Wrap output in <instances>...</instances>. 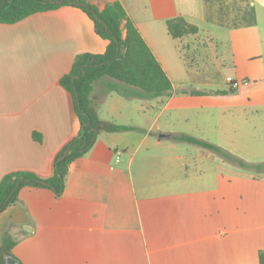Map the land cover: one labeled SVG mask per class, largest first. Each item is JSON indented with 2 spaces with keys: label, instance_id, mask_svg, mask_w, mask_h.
<instances>
[{
  "label": "crops",
  "instance_id": "crops-1",
  "mask_svg": "<svg viewBox=\"0 0 264 264\" xmlns=\"http://www.w3.org/2000/svg\"><path fill=\"white\" fill-rule=\"evenodd\" d=\"M87 1L100 11L111 2L123 4L174 94L136 100L138 123H120L101 115L106 97L116 94H108L114 81L96 82L93 101L100 119L137 130L99 132L91 150L70 165L62 196L23 188L18 202L0 214V248L6 231L17 242L12 256L0 250V264H8L9 257L15 264H261L264 177L229 168L191 177L186 155L169 150L178 148L182 141L174 137L181 135L212 143L204 135L213 132L212 109L220 110L223 121L214 125L221 143L212 144L224 151L233 136L248 130L255 114L264 113V0ZM178 17L199 33L174 39L167 22ZM202 44L206 58L222 66L231 56L235 74L228 77L252 84L239 86L235 95L181 93L189 88L184 79ZM107 46L77 7L0 24V182L20 171L53 175L58 154L81 127L60 80L77 57L104 54ZM148 108L157 111L151 122ZM195 110L209 118L193 121ZM113 111L118 114V104ZM161 134L171 138L160 139ZM199 148L201 159L210 156Z\"/></svg>",
  "mask_w": 264,
  "mask_h": 264
},
{
  "label": "trees",
  "instance_id": "trees-1",
  "mask_svg": "<svg viewBox=\"0 0 264 264\" xmlns=\"http://www.w3.org/2000/svg\"><path fill=\"white\" fill-rule=\"evenodd\" d=\"M0 0V24L12 25L26 18L44 12L55 11L66 6L81 9L94 22L98 35L108 42L104 54H82L77 57L72 71L60 80L61 86L73 99L74 110L80 121L78 134L58 154L54 163V173L43 178L36 173L20 171L6 175L0 182V214L18 202L19 193L25 187L47 188L57 196L65 190V180L71 164L84 157L94 146L101 131H134L135 127L103 122L94 108L93 93L95 83L110 78L111 91L118 92L128 99L153 100L170 98L174 94L172 81L161 63L157 60L133 20L128 16L120 1L108 3L100 11L87 0ZM167 27L174 39L197 35L199 28L182 17L168 20ZM183 94L195 96L234 95L238 88L231 85L224 91H206L196 88L183 89ZM38 141L42 137L34 133ZM178 141L187 142L206 150H212L232 163L249 168L245 162L220 147L207 141L187 135L175 136ZM66 158H63L66 153ZM17 242L6 232L2 238V250L12 256ZM264 264V253L260 254Z\"/></svg>",
  "mask_w": 264,
  "mask_h": 264
},
{
  "label": "rangeland",
  "instance_id": "rangeland-1",
  "mask_svg": "<svg viewBox=\"0 0 264 264\" xmlns=\"http://www.w3.org/2000/svg\"><path fill=\"white\" fill-rule=\"evenodd\" d=\"M263 24H264V18ZM188 42V41H187ZM186 42V43H187ZM199 46V45H198ZM197 46V47H198ZM205 44H202V49L196 50L195 48L193 53L194 57H196V65L192 66L193 68H190L191 70V76L185 77L184 82L187 86L193 87V88H200L208 89V90H226L229 88V83L227 81L228 76H234V66L231 56L228 59L227 63L225 65H221L219 62H214L210 57L206 58V53L204 49ZM212 52V51H211ZM210 52V53H211ZM223 50L219 49V53L222 54ZM235 81L239 83V86H250L252 83L245 79H242L241 77H231ZM106 80H103L102 83V91L106 92L108 91V87ZM115 92V91H109ZM115 95H108L106 97L105 102L102 107L101 115L102 117L106 118L112 117V120L117 119L120 123H128L132 124V122L138 123V116L137 114H134V112H138L139 102L136 101L138 99H128L118 92H115ZM235 95V94H234ZM154 100V99H153ZM119 102V103H118ZM117 104L120 107V111L118 114H115L113 111V107L117 106ZM111 108H112V116H111ZM149 115H152L150 118V122L154 120L156 117V110H152L151 108H148ZM156 111V112H155ZM236 111V110H235ZM113 112L115 115H113ZM204 110H195L193 111V121L197 120L200 117L203 118H209L207 113ZM211 117H213V132L212 133H205V136H208L214 144L216 142L221 143L220 137L217 135V129L215 128L219 122H223L222 115L219 109H212L210 113ZM255 120L251 121L247 127L248 130L246 131H240L238 138L236 136H233V145H228L229 149L227 152L232 154L233 156L237 157L241 161L245 162L247 165H249V168H243L239 166L238 164L232 163L229 161L226 157L213 152V154L210 151L206 152L210 155L209 157H206L204 159H201L199 156V153H196L198 151L197 149H200L197 146H191L189 144H186L184 142H181L178 144L177 149H170L169 151L173 154H184L186 155V166L188 167L187 173L191 177L198 176V178L201 175L204 174H211V176H215L216 172L219 170H222L224 168H229L231 170L237 169L239 172L242 171L246 175H254V176H261L264 177V113L262 114H255ZM114 118V119H113ZM230 123L234 122L232 118L229 119ZM236 122L232 123L235 124ZM148 124L146 125L147 128ZM257 128L256 129L253 127ZM205 131V130H204ZM216 131V132H215ZM249 132V133H247ZM158 131L154 129V134L156 135ZM203 133H200V136ZM98 138V137H97ZM248 142V143H247ZM166 144L168 142H165ZM115 154V153H114ZM116 156V154H115ZM243 156V157H242ZM194 157V158H192ZM216 157V158H215ZM246 158V159H244ZM241 173V172H240ZM200 184L198 183V186ZM9 232V231H6ZM5 232V233H6ZM4 233V234H5Z\"/></svg>",
  "mask_w": 264,
  "mask_h": 264
},
{
  "label": "water",
  "instance_id": "water-1",
  "mask_svg": "<svg viewBox=\"0 0 264 264\" xmlns=\"http://www.w3.org/2000/svg\"><path fill=\"white\" fill-rule=\"evenodd\" d=\"M65 2V0H60L59 1V3H64ZM163 138H171V135H166V134H161L160 135V139H163ZM68 152L64 155V157L63 158H66L67 156H68ZM16 263V261H15V259H13L12 257H9L8 258V264H15Z\"/></svg>",
  "mask_w": 264,
  "mask_h": 264
},
{
  "label": "built area",
  "instance_id": "built-area-1",
  "mask_svg": "<svg viewBox=\"0 0 264 264\" xmlns=\"http://www.w3.org/2000/svg\"><path fill=\"white\" fill-rule=\"evenodd\" d=\"M227 81H228L229 85H231L233 88H239V83L237 81H235L233 78L228 77Z\"/></svg>",
  "mask_w": 264,
  "mask_h": 264
}]
</instances>
